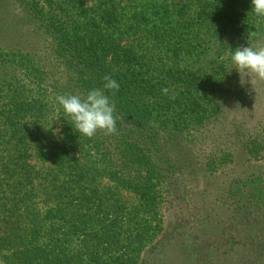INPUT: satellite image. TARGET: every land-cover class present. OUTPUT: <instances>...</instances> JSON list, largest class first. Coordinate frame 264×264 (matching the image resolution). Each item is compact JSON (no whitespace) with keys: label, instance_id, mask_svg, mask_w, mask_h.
Here are the masks:
<instances>
[{"label":"trees","instance_id":"trees-1","mask_svg":"<svg viewBox=\"0 0 264 264\" xmlns=\"http://www.w3.org/2000/svg\"><path fill=\"white\" fill-rule=\"evenodd\" d=\"M15 1L21 11L12 24L35 23L40 34L53 39L55 48L53 59L43 65L29 53L22 61L20 52L17 60L22 61L27 83L0 87V262L135 264L160 229L163 202L156 187L177 175L192 179L196 167L202 170L194 162L192 147L197 143L191 135L198 136L211 124L222 137L236 131H227L229 115L248 86L235 83L227 62L211 73L202 66L195 72L183 67L188 64L170 63L136 49L137 41L150 46L158 38L174 46L180 38L190 51L192 41H197L195 36L183 37L182 28L161 26L175 11L155 10L161 6L155 0L127 11L120 6L122 0H95L86 9L65 0ZM42 2L48 4V12ZM244 2L194 0L200 7L201 28L220 29L228 37L223 30L238 26L246 13ZM3 17L0 25L5 26ZM10 38L0 32V49L11 48ZM12 53L17 52L6 55ZM105 75L120 84L111 97L117 117L113 134L98 130L93 137H84L63 117L56 101L38 102L64 93L86 95L103 87ZM164 88L168 93L162 92ZM52 108L61 113L62 135L41 139L40 118ZM231 139L220 141L229 149L220 162L234 158L237 150L257 157L264 149V141L256 138L240 144ZM91 153L97 162L80 157ZM35 157L42 167L33 162ZM212 161L207 165L215 168L218 164ZM101 174L142 192V208L109 197L99 186ZM259 175L250 181V191L254 199L264 201V176Z\"/></svg>","mask_w":264,"mask_h":264},{"label":"rangeland","instance_id":"rangeland-1","mask_svg":"<svg viewBox=\"0 0 264 264\" xmlns=\"http://www.w3.org/2000/svg\"><path fill=\"white\" fill-rule=\"evenodd\" d=\"M65 1L83 4L85 9L95 2V0ZM135 1L136 3L133 0H122L120 6L127 11L132 5L142 8L145 3V0ZM155 2L161 5L155 7V10L175 11L173 18L165 19L160 23L161 26L166 30L171 26L182 28L183 37L195 36L197 41H192L193 50L190 51L186 49L188 45H183L180 38L177 45H175L177 38L175 39L174 46L167 41H156L158 38L153 40L150 46L140 45L142 42L137 41L136 49L142 54L147 53L151 56L155 53L156 57L164 61L188 64L183 67L186 66L195 72L202 66L211 73L216 71L222 62L231 64L229 56L233 48L248 44L264 45V19L252 14L251 0H245L243 3L246 13L241 16L238 26L223 30L228 37H223L220 29L209 32L208 28H201L200 7L195 6L194 0ZM42 4L46 6L44 10L48 12L50 9L48 4L46 5V2ZM19 5L15 0H0V17L4 15L3 19L6 21L5 26L0 25V32L4 37L11 36L10 39H13L9 50L0 49L1 88L5 86L9 89L12 83L20 81L22 84L27 83L21 68L27 53L33 55V60L42 65L54 57L55 42L46 34H40L35 23L26 20V23L21 25L12 24L21 11ZM9 51L17 53L8 56L6 53ZM18 55L22 57L20 62L17 60ZM232 76H235V83H240L235 68ZM253 80L254 82L250 84L249 78L246 77L244 83L248 86L247 94L243 99L236 100L229 115L232 122L227 131L230 129L236 131L222 137L211 124L198 136L191 135L192 139L196 138L197 143V146L192 147L194 162L198 164L197 166L201 165L202 170L194 165L197 171L192 179L191 177L184 179L183 176L177 175L176 178L171 177L169 184L164 182L156 187L163 202L160 229L143 248L135 264H264V201L254 199L250 191V181L258 178L259 174L264 176V149L257 157L248 151L241 153L242 150H237L234 158L220 162L227 156L226 151L229 150L220 142L227 136L229 139H235L237 144L244 140L250 142L254 138L264 141V81L255 78ZM41 99L38 102L44 104L48 100H51V103L56 101L54 95ZM60 118L59 110L52 108L51 112L40 118L38 136L41 139L47 137L59 139L62 134ZM49 128H52V131L59 129V132L54 135ZM80 157L83 161L89 158L97 162L93 153L90 157L84 158L83 155ZM211 159L214 165L218 164L215 168L207 165ZM33 162L42 167L38 158H33ZM98 182L109 197L118 199L127 207L142 208L145 202L142 192L122 185L108 174H101Z\"/></svg>","mask_w":264,"mask_h":264},{"label":"clouds","instance_id":"clouds-1","mask_svg":"<svg viewBox=\"0 0 264 264\" xmlns=\"http://www.w3.org/2000/svg\"><path fill=\"white\" fill-rule=\"evenodd\" d=\"M252 14L259 19H264V0H251ZM231 68H235L240 76L248 77L250 84L255 80L264 81V45L238 46L233 48L231 54ZM105 83L102 88H92L86 95L64 93L56 97V102L63 110L64 116L71 120V126L84 137H93L98 130L105 135L116 132V105L111 98L120 84L110 75L103 77ZM109 90V94L105 93ZM168 93V89H162ZM52 131V128H49ZM55 129V128H54ZM57 134L59 129L52 131ZM62 135V134H61Z\"/></svg>","mask_w":264,"mask_h":264}]
</instances>
